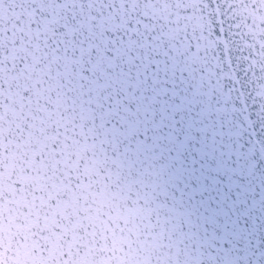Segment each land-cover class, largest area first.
Returning <instances> with one entry per match:
<instances>
[{"label":"snow or ice","instance_id":"snow-or-ice-1","mask_svg":"<svg viewBox=\"0 0 264 264\" xmlns=\"http://www.w3.org/2000/svg\"><path fill=\"white\" fill-rule=\"evenodd\" d=\"M0 264H264V0H0Z\"/></svg>","mask_w":264,"mask_h":264}]
</instances>
